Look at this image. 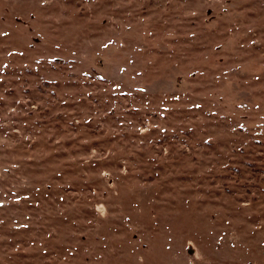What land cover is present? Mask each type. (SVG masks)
<instances>
[{
    "label": "rangeland",
    "instance_id": "obj_1",
    "mask_svg": "<svg viewBox=\"0 0 264 264\" xmlns=\"http://www.w3.org/2000/svg\"><path fill=\"white\" fill-rule=\"evenodd\" d=\"M0 264H264V0H0Z\"/></svg>",
    "mask_w": 264,
    "mask_h": 264
},
{
    "label": "water",
    "instance_id": "obj_2",
    "mask_svg": "<svg viewBox=\"0 0 264 264\" xmlns=\"http://www.w3.org/2000/svg\"><path fill=\"white\" fill-rule=\"evenodd\" d=\"M134 237H136V235H135V234H133V238H134Z\"/></svg>",
    "mask_w": 264,
    "mask_h": 264
}]
</instances>
